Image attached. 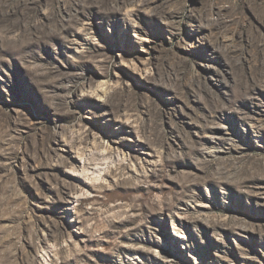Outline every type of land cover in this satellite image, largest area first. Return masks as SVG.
Listing matches in <instances>:
<instances>
[{
    "label": "rangeland",
    "instance_id": "rangeland-1",
    "mask_svg": "<svg viewBox=\"0 0 264 264\" xmlns=\"http://www.w3.org/2000/svg\"><path fill=\"white\" fill-rule=\"evenodd\" d=\"M0 264H264V0H0Z\"/></svg>",
    "mask_w": 264,
    "mask_h": 264
}]
</instances>
